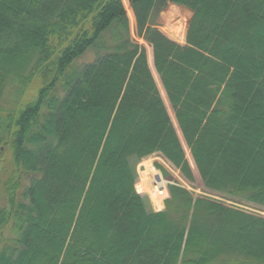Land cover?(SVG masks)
I'll return each instance as SVG.
<instances>
[{
    "label": "trees",
    "instance_id": "obj_1",
    "mask_svg": "<svg viewBox=\"0 0 264 264\" xmlns=\"http://www.w3.org/2000/svg\"><path fill=\"white\" fill-rule=\"evenodd\" d=\"M128 1L203 184L264 207V0ZM174 7L184 44L154 22ZM7 89L0 264H264V217L174 184L161 211L137 193L131 158L194 177L121 0H0Z\"/></svg>",
    "mask_w": 264,
    "mask_h": 264
},
{
    "label": "rangeland",
    "instance_id": "obj_2",
    "mask_svg": "<svg viewBox=\"0 0 264 264\" xmlns=\"http://www.w3.org/2000/svg\"><path fill=\"white\" fill-rule=\"evenodd\" d=\"M121 1L123 3L124 8L126 9L127 17L129 20L131 39L132 41L140 44L145 48L148 66L156 83V86L159 90L160 96L166 106L167 112L171 118L173 126L182 143V146L184 147L185 155L191 167L194 177L193 181L186 180L179 171V169L173 166L160 153H153L139 160L135 158H131V164L133 165L136 172L135 186L137 185L142 186V184H146V181L147 180L150 181L149 178H151L150 176L153 175L154 173L159 174L164 181V193H165L164 195H159V197H157L156 196L157 192H153L149 188H148L149 193H147L144 190L145 192L140 194L143 198L147 200L148 208L153 211L163 210L165 208V200L169 197V186L174 184L188 189L194 197L213 198L223 202L225 205L235 207L247 213L264 217V207H260L253 203H249L235 197L224 196L222 194H219L217 192L208 189L203 184L201 177L198 173V170L195 166L192 155L186 143L184 142L183 136L176 122L174 112L169 104L167 95L161 84L159 75L156 72L155 67L153 65L152 47L143 38L138 37L136 32V20L134 13L130 7L129 1L128 0H121ZM178 11L180 10L176 7L168 10L164 9L155 15L154 22L156 23V26L159 28V30L168 38L175 41L176 43L184 44L186 37V29L188 25V18L186 15L183 14L175 15V13H178ZM178 18H184V27L183 29L182 28L178 29V32H175L174 29L178 28V26L175 24L176 21H178ZM38 82L39 80L36 78L32 82V84L27 88V92L25 95H23L22 99L24 100L30 99L36 94V90L39 85ZM19 104H20V100L17 101L13 97V95H10V91L7 89L4 93V98L0 103V110L4 112L5 110L7 111L9 109H16L19 106ZM12 175H15V168L11 159V151L9 150L8 147L2 148V155L0 157V210L1 209L9 210L7 183L13 181V179L11 178ZM158 201L161 202L162 207H160V205L157 204ZM2 231H3V237L11 236V233L9 232V225H6Z\"/></svg>",
    "mask_w": 264,
    "mask_h": 264
},
{
    "label": "bare ground",
    "instance_id": "obj_3",
    "mask_svg": "<svg viewBox=\"0 0 264 264\" xmlns=\"http://www.w3.org/2000/svg\"><path fill=\"white\" fill-rule=\"evenodd\" d=\"M148 170V169H147ZM151 178H149V180L151 181H146V184H147V186H146V184H142V186L141 185H139L138 187L140 188V190L141 191H144V190H146V191H149L148 190V188L149 189H151L153 192H157V194H156V196L157 197H159V191L161 190V189H164V181H163V179H162V177L159 175V174H156V173H154L153 175H151L150 176ZM154 179V180H153ZM153 181V182H152ZM155 181V182H154ZM147 182H149V183H147ZM152 183V184H151ZM148 184H149V186H148ZM157 199V198H156ZM158 200V199H157ZM157 204H159L160 205V207H162V204H161V202L160 201H158V203Z\"/></svg>",
    "mask_w": 264,
    "mask_h": 264
},
{
    "label": "water",
    "instance_id": "obj_4",
    "mask_svg": "<svg viewBox=\"0 0 264 264\" xmlns=\"http://www.w3.org/2000/svg\"><path fill=\"white\" fill-rule=\"evenodd\" d=\"M175 24L178 26V28L174 29L175 32H178V29H181V28L183 29V27H184V18H180L178 21H176Z\"/></svg>",
    "mask_w": 264,
    "mask_h": 264
},
{
    "label": "built area",
    "instance_id": "obj_5",
    "mask_svg": "<svg viewBox=\"0 0 264 264\" xmlns=\"http://www.w3.org/2000/svg\"><path fill=\"white\" fill-rule=\"evenodd\" d=\"M154 182H155V181H154ZM159 194H160V195H164V190L161 189V190L159 191Z\"/></svg>",
    "mask_w": 264,
    "mask_h": 264
}]
</instances>
